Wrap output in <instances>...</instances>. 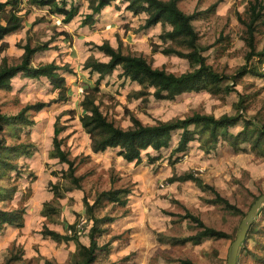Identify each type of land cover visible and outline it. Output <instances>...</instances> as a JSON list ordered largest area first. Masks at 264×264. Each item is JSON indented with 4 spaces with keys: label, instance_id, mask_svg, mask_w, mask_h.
I'll return each mask as SVG.
<instances>
[{
    "label": "rangeland",
    "instance_id": "374dc122",
    "mask_svg": "<svg viewBox=\"0 0 264 264\" xmlns=\"http://www.w3.org/2000/svg\"><path fill=\"white\" fill-rule=\"evenodd\" d=\"M72 2L77 7V15L69 23L63 21V16L50 13L47 7L23 3L20 6L21 14L25 15L23 26L3 40L9 47L0 53V63L4 56L10 64L19 63L24 52L20 46L29 41L32 46L48 42L50 48L38 52L33 64L54 62L69 66L72 72H61L66 78L67 101L51 103L59 90L46 77L17 76L12 80L11 90L0 91L2 111L7 115H15L29 104L49 103L44 109L32 112L35 124L23 130L21 140L14 137L13 127L3 134L7 144L25 142L35 147L31 156L18 159L19 173L11 170L0 174V209L25 211L23 227L6 225L0 230V264H6L12 256L19 259L11 264H45L46 259L58 264H75L76 244L56 243L43 237L41 230L47 225L64 234V223H76L80 241L89 244L87 234L93 223L87 219L84 200L92 204L98 194L110 189H128L130 193L126 206L105 202L96 210L97 217H113L114 221L104 226L106 232L99 240L100 245L110 242L109 250L98 252L95 264H170L182 259L197 264H228L231 245L243 219L254 201L264 194V157L251 151L249 145H245L246 151H236L223 140L215 150L206 152L202 141L197 139L184 152L177 153L180 130L173 133L170 147L159 152L151 148L144 151L139 164L124 160L118 155V149L94 153L91 138L81 125L80 117L85 113L81 103L87 91L98 86L97 103L101 110L109 120L124 128L131 125V115L152 125L195 113L216 117L234 115L239 108L246 119L264 125V58H252L248 63L252 72L236 81H224V86L233 87L229 94L200 91L183 93L172 101L131 99L130 93L140 88L138 83L121 78L122 71L118 68L97 84L99 75L84 69L86 60L93 55L107 61L96 46L109 41L125 54L146 57L154 67L184 73L191 69L187 59L161 52L168 45L160 35L170 27L158 24L144 28L147 16L126 10L127 4L122 0L113 1L100 15L94 16V24L85 25L86 16L92 13L90 0H68L69 6ZM252 2L256 0L178 1L185 13L196 14L193 24L199 43L206 49L208 64L220 74L234 76L247 64L248 10ZM255 27L256 51L263 52L264 11ZM58 119L64 127L60 135L62 147L75 161L80 188H73L63 178L68 165L50 156ZM243 128L244 120H241L229 131L236 134ZM148 155L155 157V161L150 162ZM191 172L240 211L215 203V194L193 181L170 182L173 177ZM54 184L63 194L57 203ZM12 189L16 190L11 192ZM47 202L55 203L60 209L52 220L42 215ZM187 213L198 216L209 227L226 232L229 238H209L200 244L176 246L160 243L158 233L184 238L199 231L190 219L182 218ZM237 264H264V205L240 247Z\"/></svg>",
    "mask_w": 264,
    "mask_h": 264
},
{
    "label": "trees",
    "instance_id": "16d2710c",
    "mask_svg": "<svg viewBox=\"0 0 264 264\" xmlns=\"http://www.w3.org/2000/svg\"><path fill=\"white\" fill-rule=\"evenodd\" d=\"M116 0H90L89 8L92 13L86 16L84 24L92 25L95 23L94 16L100 15L104 8L110 6ZM127 4L126 10L135 15L145 14L147 16L144 28L161 24L165 28L160 38L168 46L162 50L165 55L175 54L181 58L188 60L191 69L181 74L167 71L165 68L154 67L144 56L125 54L120 48L113 47L109 41H105L101 45H97V49L107 58L102 61L95 56H90L85 64L84 69L97 73L99 78L97 84L112 74L116 69L120 68V77L131 82L138 83L140 88L130 93L131 99H140L148 102L150 98L157 101L175 100L177 96L186 92L208 91L212 94H229L232 85H223L224 81L231 79L236 81L245 74L252 72L248 68V63L254 57L264 58V51L257 52L254 33L255 25L263 16L264 3L263 0L252 2L249 8L250 21L247 23L246 40L249 52L246 56L247 64L242 66L238 73L234 76H227L218 73L207 62L204 55L206 50L199 43V35L193 22L196 14H187L178 5L179 0H122ZM28 3L30 6H39L49 8V12L63 16L65 23L71 22L77 15V7L68 0H0V53L4 52L9 44L4 38L19 30L23 26L25 15L21 14L20 6ZM63 34V33H62ZM23 54L20 62L10 64L8 57L2 58L0 63V91L11 90L12 80L17 76L25 78H42L46 77L55 89L59 90L58 97L53 102L67 101V85L66 78L61 73L72 72L69 66H59L56 63L33 64L34 56L41 51L49 49V43H39L32 46L31 42L20 46ZM264 76V75H262ZM98 86L87 91L81 106L85 113L80 117L81 125L85 132L91 138V149L94 153L105 152L108 149H118V155L127 162L141 163L143 160V152L153 149L156 152L170 147L173 133L180 130V137L175 152H184L190 142L200 139L202 146L206 152L215 150L221 140L228 142L236 151H246L245 145H249L251 151L256 155L264 157V125H257L246 119L241 113L240 108L234 115L224 114L216 117L213 114L195 113L185 118H175L167 121H157L155 124H144L138 117L131 115V125L127 128L117 124L114 120H109L101 110L97 103ZM49 103L37 102L25 106L19 113L15 115H7L2 111L0 103V174L3 172L19 171L18 159L21 156H31L35 144L19 142L15 144H7L4 138V132L7 128L13 127L15 130L14 137L21 140V133L24 129L33 126L35 120L32 112L40 111L47 107ZM241 120H244V128L238 133L229 131L230 127L236 126ZM64 127L59 125V119L54 126L53 150L50 153L51 158H58L60 162L68 165V170L64 171L63 178L68 180L73 188H80V177L75 176V161L70 158L62 145L61 133ZM150 156V155H148ZM150 162L155 161V157H149ZM19 173V172H18ZM3 176V175H2ZM177 180L193 181L203 190H211L215 194V203L224 205L233 211H240L236 206L232 205L227 199L221 197L216 189L205 183L204 180L195 173H187L182 177H173L170 182ZM55 201L62 198L63 194L57 184L53 185ZM72 187L69 189L71 190ZM16 189H12L11 192ZM128 189H110L98 194L95 201L91 204L87 199L84 200L88 221L92 222V226L87 234L89 245H85L80 241V235L77 231V224L64 223L66 233L50 229L47 225L43 226L41 234L45 238H50L56 243L74 242L77 252L73 255L75 264H95L97 261L98 251H105L109 248L110 242L100 245L99 240L106 232L104 227L108 222H113L114 218H99L96 216V210L101 208L105 202L118 203L119 205H127ZM1 194V193H0ZM1 198V197H0ZM258 199V198H257ZM256 199V200H257ZM255 202V201H254ZM55 203L47 202L42 209V215L52 220L54 215L59 214L60 209L54 206ZM24 210L5 211L0 209V230L8 225L14 227L24 226ZM247 216V215H246ZM190 219L199 229V231L191 236L184 238L167 236L158 233V241L162 244L172 246L184 245L187 243L200 244L204 239L229 238V235L221 230L207 226L198 216L187 213L182 217ZM19 258L12 256L7 259L6 264H11ZM170 264H197L189 259H182ZM45 264H58L46 259Z\"/></svg>",
    "mask_w": 264,
    "mask_h": 264
},
{
    "label": "water",
    "instance_id": "95a60500",
    "mask_svg": "<svg viewBox=\"0 0 264 264\" xmlns=\"http://www.w3.org/2000/svg\"><path fill=\"white\" fill-rule=\"evenodd\" d=\"M264 205V194L260 195L257 200L252 204L247 216L243 219L240 229L237 232L236 239L231 245L230 254L228 257V264H237V258L239 254L240 247L243 241L246 239L249 230L254 223V220L259 212V210Z\"/></svg>",
    "mask_w": 264,
    "mask_h": 264
},
{
    "label": "crops",
    "instance_id": "0c3cea01",
    "mask_svg": "<svg viewBox=\"0 0 264 264\" xmlns=\"http://www.w3.org/2000/svg\"><path fill=\"white\" fill-rule=\"evenodd\" d=\"M100 239H101V238H100ZM85 245H89V244H85ZM107 250H109V248H108ZM101 251H103V250H101ZM101 251H98V252H101ZM97 255H98V253H97ZM96 262H97V261H96ZM96 262H95V263H96Z\"/></svg>",
    "mask_w": 264,
    "mask_h": 264
}]
</instances>
